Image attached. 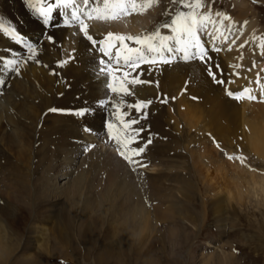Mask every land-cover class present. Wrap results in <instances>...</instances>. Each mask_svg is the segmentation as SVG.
I'll return each instance as SVG.
<instances>
[{
	"label": "rangeland",
	"instance_id": "1",
	"mask_svg": "<svg viewBox=\"0 0 264 264\" xmlns=\"http://www.w3.org/2000/svg\"><path fill=\"white\" fill-rule=\"evenodd\" d=\"M229 1L204 0L203 9L209 11L210 8V14L231 11ZM246 1L252 8L250 18L256 22L257 43L264 44V0ZM176 3H173V0H157L152 8L156 10V17L160 18L159 23L179 6V0H176ZM152 8L147 11L148 14ZM205 10L200 9L201 12ZM180 11L187 12L189 9L181 6ZM151 15L152 13L150 17ZM154 27L156 26L151 27V31ZM231 42L233 43L224 42L223 47L226 49L222 51L221 58L224 59L223 55L233 52L235 46H232ZM242 45L243 47L237 46L231 53L236 68L232 66V73L227 63L206 66L204 72L192 68L182 69L171 76L167 89L146 92L142 100H151L152 103L143 110V114L137 113L134 108H127V104L134 103V98L127 100L119 96L118 99L124 100V105L121 106V111L125 113L124 119H139V123L133 125L134 128L143 129L137 137L138 143L144 145L151 140L145 152L139 157H134L139 162L135 167L129 166L118 152L114 151V154L124 160L123 169L133 177V184L141 185L144 176L158 173L168 175L171 182L167 185L173 189L181 187L184 179L193 183V188L188 192L191 207L189 212L193 219L191 223L183 222L185 229L180 233L186 234V240L179 238L178 234L171 240L166 238L170 230L180 229L177 225L181 224L178 219L169 221L168 212H164L165 222L158 226L165 236L163 242L160 234L153 232L151 236V233L146 231H143V239L138 240L137 232L142 218L138 214L139 210L133 208L138 207L137 201H141L146 210L152 209L146 188L142 187L139 195L132 200L129 184L122 183V180L104 181L102 172L99 174L96 169L89 168V163L91 159L95 160L99 148L103 150L102 153L109 150L108 146L103 145L108 142L107 130L103 129V124L109 120L116 123V117L102 114L99 120H93L82 128H75L64 120L71 115L76 121L84 120V117L77 118L73 114L75 111H68L66 107V114L62 118L61 113L64 110L59 100L64 98V95H60L58 102L52 101L46 107H42L37 99L31 105V113L26 114L20 126L10 128L11 124L8 125L4 119L6 124L0 126V226L4 233L16 241L12 242L11 257L2 260L0 264H264L263 195L260 196L258 192L259 196L255 195L252 190L245 192L242 201L230 199L223 212L218 214L211 208H214L213 203H216V200L220 201V197L225 195L223 188L229 177L227 176L226 180H218L212 187L198 172L202 168L207 170L209 175L214 169V165L207 162L211 149L218 156V161L224 165L227 161H236L235 158L229 159V156H240L243 158L240 165L245 164L248 170L264 173V162L246 154L245 146L242 147L245 152L240 148V145H245L243 140L249 133L246 125L238 123L239 120L232 123L227 131L232 145L227 149L223 147L222 141L212 134V130L206 129L205 124L209 120L208 114L212 105L199 91L202 89L201 82L218 85L221 95L217 102L220 103L224 98L231 101L233 108L239 109V115L243 110L246 114L253 112L250 108L244 109V105H264V99L258 100L256 94H251L256 98L254 100H235L226 94L227 91L241 92L238 87L230 86V83L234 80L242 81V74L249 77L243 82L256 79L252 72L254 62L249 55L254 45ZM192 63L201 64L202 61L190 60L184 65ZM258 63L264 65V56L258 58ZM209 68L223 83L218 84L209 76ZM257 79L252 83L264 82V66L258 71ZM107 92L109 95L110 92ZM164 99L167 102L162 103ZM184 101L187 103H183ZM94 104L97 106L98 103ZM187 104L197 107L194 109ZM52 108L61 111L52 112ZM188 113L199 116L192 128L187 124ZM153 122L157 123L159 130L151 128ZM62 124L70 126L69 132L63 130L65 127ZM85 127L91 128L92 131H85ZM95 130L103 132L94 134ZM111 142L115 144L114 140ZM80 143L89 145L85 149L86 153L79 151L77 160L67 171L56 169L55 162L65 158L67 151L70 153L69 158ZM82 158L89 161L88 166L86 163H79ZM227 171L228 169L225 176L229 174ZM65 187L67 189L62 195L60 192ZM246 187L244 185V188ZM49 190L56 191V198L47 195ZM216 191H219L218 195ZM116 192L119 194L118 201L114 198ZM178 197L180 198L179 195ZM87 201L92 207L88 211L84 210ZM204 203L207 209L205 222L202 223L200 212ZM12 209H15V212L11 215L9 212ZM66 218H70L67 228L62 223ZM54 224L59 232L52 231ZM147 229L152 232L151 228ZM27 233H31L32 239L30 244H25L27 248L24 249L22 241L25 242ZM7 234L3 235V240ZM106 249L114 250L113 254L105 256Z\"/></svg>",
	"mask_w": 264,
	"mask_h": 264
},
{
	"label": "bare ground",
	"instance_id": "2",
	"mask_svg": "<svg viewBox=\"0 0 264 264\" xmlns=\"http://www.w3.org/2000/svg\"><path fill=\"white\" fill-rule=\"evenodd\" d=\"M33 2L37 7H46L47 4L52 3L53 0H44L43 3L41 0H33ZM79 2L80 6L83 8L84 5L82 0H79ZM91 2L92 0H90V3ZM229 2L232 10L230 9L231 11L228 10L227 12L225 11L220 13L229 16L230 20L223 21V23H210L206 32H202L200 34L201 43L205 45V51L208 52L207 62L184 65L186 61L177 58L170 64H157L155 66L150 64H141L140 67L136 69L125 67L119 72H113V80L117 83V85V78L123 79L124 72L129 74V79L136 77L140 80L152 82L137 84L134 86L128 85V87L135 92V95L127 96L125 99L129 100L134 98L132 102H135L136 100H142L146 92H155L167 89L168 81L171 76L174 73L186 68H192L198 72H204V67L206 66H213L217 63H227L229 71L232 73L235 68V65H233L235 60L231 58V53L235 51L237 46H241L242 44H246L250 47L254 45V49L249 53V55L251 61L254 62L252 72L254 74V78L256 79L253 81H257L258 71L264 66L263 63H258V58L264 56V46H262L264 44L257 43L258 37L256 22L254 19L250 18L252 8L246 0H230ZM153 8L150 10L152 13L151 17V13L148 14L146 11L143 15L133 14L128 17H124L121 20L108 23L86 21L89 24V34L96 40H103L108 31L133 36L150 33L152 32L151 27L153 25L156 26L153 29L154 31L159 25L169 22L170 18L176 12L181 10V5L179 3V6L176 7L170 14L168 13L161 23H159L160 18L156 17V10ZM201 9L205 10L203 8ZM204 12H208L213 21L218 20L215 16L216 12L213 14H210V11L208 10H205ZM60 15L57 10L54 11V19L50 22V25L44 26L42 24V20L37 16V14L33 13L26 7L24 0H0V18H3L7 22L11 23L15 28H17L18 32L23 35L25 41L27 43H32L36 48L35 58L28 59V52L25 44H17V42L12 40L10 37L0 33V126H2L5 121L8 125L11 124L10 128L14 129L20 126L24 122L22 119L25 118L26 114L31 113V105H33L37 99L40 100V105L42 107H46L52 101L58 102V96L60 95H64V98L61 97L59 100L64 110V112L61 113L62 118L66 114V107H68V111H71L70 109H72V111L74 110L75 112L77 110H85L86 108L91 109L90 112H85L84 120L79 119V121H76L72 115L67 120H64L65 123H71V126H74L75 128H82L87 126L93 120H99V116L102 114L105 116H108V114L115 116V110L113 109L112 104L119 102V96L113 98L112 93L107 95L108 92L105 91L107 90L105 88L107 78L103 75L101 77L100 75H97L99 70V59L103 58L107 60V57H103L99 52V45L93 49L91 44L83 39L82 34L79 33L78 25L65 26V19ZM228 25H231L230 31L226 30ZM217 28H219L223 33L222 36L216 32ZM160 31L162 35H171L168 29L161 28ZM49 35H51L52 41L48 40ZM224 37H227V39L225 40ZM230 41H233V43L231 42V45L235 46V48L232 50L233 52L223 55V57H225L223 59L220 55L222 54V51H225L226 49L223 47L224 42L228 43ZM129 46L135 45L130 44ZM217 47H219L220 51H211V49H216ZM111 51L114 54L115 49H111ZM179 55L181 54H177L178 57ZM10 58L18 62L19 74H17L15 69L9 66L8 62L11 60ZM112 63L115 65L114 60ZM232 66H234V68ZM242 77V81L234 80L230 83V86L238 87L241 91L247 88L250 90V94H256L258 100H263L264 82H261L260 84H254L252 83L253 81L251 82L250 80L243 82V80L248 79L249 77L247 78L245 74H242ZM200 85L202 86V89L199 90L200 93L203 94L204 99L207 102L210 101L212 105L210 109L211 111L208 114L209 120H207L205 124L206 129L212 130V134L222 141L223 147L227 149L232 145L227 131L233 122H237V120H239L238 123L241 122L242 125H246L249 129L247 137L244 133V136L246 137V140L245 137L243 140L245 145H240V148L243 150L242 147L245 146L247 148L246 154L255 156V160H262L264 162V105L261 104L260 107L244 105V109L250 108L253 112L246 114L243 110L241 115H239V109H234L231 101L224 98V100L220 101V103L217 102V99H219L221 95V90L218 85L213 86L207 82H201ZM52 86L53 88L51 89ZM245 95H248V93H245ZM101 99L110 101V103L103 109H100L99 107V101ZM243 99L248 100L246 97ZM94 103H98L97 106H95ZM183 103L187 102L184 101ZM187 105L194 109L197 107L194 105ZM187 118V124L189 128H192V124L194 121L199 119V116L197 117L196 115L188 113ZM3 119L5 121H3ZM54 120L58 122V119L55 118ZM62 126L65 127L63 128L64 131L68 130L69 132L70 126L66 124H62ZM151 128L154 130L160 129L156 122L151 124ZM103 129L106 130L104 126ZM102 132L103 131L95 130L94 134H102ZM78 145L77 149L74 153H71L69 158L68 155L70 153L67 151L65 158L55 162L56 169L61 168V172L67 171V169L77 160L76 155H78L79 151L83 154L86 153L85 149L89 145L87 143H80ZM103 145H105V147L108 146L110 151L104 150L105 152L102 153L101 151L103 150L99 148L95 160L91 159L92 162L90 161L89 163L88 160L82 158L79 163H86L87 166V163H89V168L91 167L96 169V172L99 174L102 172L105 178L104 181L121 182L122 180V183L129 184L130 196L132 200L139 195L142 187L146 188L148 201L151 203V207H153L151 210H146L145 206L141 204V201H137L138 207L133 208H137L139 210L138 214H140L142 218V224L137 232L138 240L140 241L143 239V231H146L147 233H151V236L153 232L158 235L160 234L159 237L163 242L165 236L162 235L158 226L160 223L165 222V220H163L164 212H168L170 214L168 217L169 221H177L178 219L181 223H177V226H180V229L177 228L176 230H170L166 238L171 240L173 236L178 234L179 238L186 240V234L181 235L180 233L185 229L183 222L191 223L193 219L189 212V208L191 207H189L190 200L188 195V192H190L193 188L192 181L190 183L189 179H184L181 187L173 189L167 185V183L169 184L171 182L168 175L158 173L147 177L144 176V179H141L143 184L134 185L133 177H130L125 169H123L124 160L114 154V151H117L116 142L114 144L108 140V142ZM207 162L214 165V169L211 173L208 175V171L203 170L202 168L198 172L199 175L201 174L212 187L217 184L218 180H226L229 177L228 182H225L223 188L225 195L220 197V201L216 200V203H213L214 208H211L218 214L223 212L224 207L229 204L230 199L240 202L242 201L243 194L245 192L249 193L250 190H252L255 195H258L259 193L260 196L263 195L264 197L263 172L260 173L248 170L247 165H240V160L238 159H236L235 162L227 161L226 165H224L221 161H218V156L211 149L207 155ZM226 169H228L227 172L229 174L225 176ZM85 173L88 172L85 171ZM91 174H93V172ZM64 175L65 174H61V176ZM243 183L247 186L246 188H244ZM66 189L67 187L63 190L60 189L63 192L60 193L64 195V191ZM54 190H49L47 195L51 196V198H56V196H54L56 195V191ZM216 194L218 195L219 191H216ZM114 198L118 201L119 194L117 192L115 193ZM88 202L89 201L84 204L86 209L83 208L87 211L89 208H92ZM118 206L119 205L117 203L116 207ZM201 208L200 219H202L201 221L204 223L207 209L205 203L202 204ZM14 210L15 209H12L9 213L11 214ZM116 210L120 211V209ZM68 221H70V218L68 220L67 218L64 219V222L62 221L66 228L70 225ZM148 227L152 229V232L147 229ZM54 230L58 231L55 224L52 231ZM4 234L7 233H4L2 227L0 226V262L11 257V247L13 246L12 242H16L14 240L15 238L11 239L8 234L6 239L4 236L3 240L2 237ZM31 239V233H27L25 236V242L22 241L24 249L27 248L26 245L28 243L30 244ZM113 252L114 250L110 251L106 249L104 254L105 256H110ZM30 259L32 258L30 257Z\"/></svg>",
	"mask_w": 264,
	"mask_h": 264
},
{
	"label": "snow or ice",
	"instance_id": "3",
	"mask_svg": "<svg viewBox=\"0 0 264 264\" xmlns=\"http://www.w3.org/2000/svg\"><path fill=\"white\" fill-rule=\"evenodd\" d=\"M41 2L43 3L44 0H41ZM156 2L157 0H92L90 3V0H82L84 5L82 8L79 0H53L46 7H37L33 0H24L26 7L41 18L44 26L50 25V22L54 19V11L58 10L65 19V26L78 25L79 33L82 34L83 39L91 44L93 49L99 45V52L103 57H107V60L99 59L98 75L106 76L105 88L113 94V98L116 96L127 97L135 95V92L128 85L152 83L136 77L129 79V74L124 72L123 79L117 78V85L113 80V72L121 71L122 67L136 69L141 64L154 66L157 64H170L177 58L186 62L197 59L207 62L208 52L205 51V45L201 43L200 34L206 32L210 23H223V21L230 20L229 16L216 12L215 16L218 20L213 21L208 12H201L200 9L204 7V0H179L180 5L189 9V11L176 12L169 22L159 25L150 33L133 36L108 31L103 40H96L89 34V24L86 21L108 23L121 20L133 14L143 15ZM173 3H176V0H173ZM209 11H211L210 8ZM161 28L168 29L171 35H162ZM230 29L231 25H228L226 30L230 31ZM216 32L221 36L223 35L219 28L216 29ZM0 33L10 37L17 44H25L28 52L27 58H35L36 48L34 45L27 43L17 28L3 18H0ZM224 39L226 40L227 37H224ZM48 40L52 41L51 35L48 36ZM130 44L135 46H129ZM111 49H115L114 54ZM216 51H220V49L217 48ZM177 54L181 55L178 57ZM113 60L115 65L112 63ZM8 64L19 74L16 60H11ZM208 74L218 84L223 83V81L213 75L211 68L208 69ZM245 93H248L247 99H256L247 88L240 93L227 91L226 94L235 100H241L245 98ZM161 102H167V100L164 99ZM109 103V100L101 99L99 101L100 109H103ZM151 103V100H137L134 103L127 104V108H134L137 113L143 114V110L147 109ZM122 105H124L123 99L112 104L117 122L106 121L104 127L107 130L108 140L116 142L118 154L129 166L135 167L139 162L134 157H139L144 153L147 144L151 143V140L149 139L144 145L138 143L137 137L143 129L134 128L133 125L138 124L139 119H124L125 113L121 111ZM50 111L57 112L61 110L52 108ZM86 111L90 112L91 109L77 110L73 114L77 117H84ZM84 130L92 131L88 127H85ZM132 145L135 146L133 147ZM228 158H235L243 162V158L240 156H229Z\"/></svg>",
	"mask_w": 264,
	"mask_h": 264
}]
</instances>
